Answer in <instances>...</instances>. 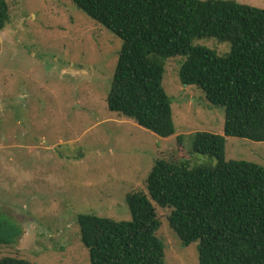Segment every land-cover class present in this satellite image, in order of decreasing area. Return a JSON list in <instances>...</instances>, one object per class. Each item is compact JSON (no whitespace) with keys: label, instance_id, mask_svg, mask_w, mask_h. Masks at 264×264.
<instances>
[{"label":"rangeland","instance_id":"1","mask_svg":"<svg viewBox=\"0 0 264 264\" xmlns=\"http://www.w3.org/2000/svg\"><path fill=\"white\" fill-rule=\"evenodd\" d=\"M0 30V216L22 234L0 244V257L33 264H90L77 215L129 220L126 194L147 193L157 158L188 159L190 167L216 158L189 153L192 133L223 134L224 113L202 89L183 85L185 57L164 59L162 86L175 132L161 137L108 109L106 96L121 40L70 0H5ZM264 8V0H235ZM221 55L229 45L195 39ZM182 135V147L177 136ZM224 159L264 165V141L224 136ZM155 206L166 264H198L197 242L183 245L168 224L169 208Z\"/></svg>","mask_w":264,"mask_h":264},{"label":"trees","instance_id":"2","mask_svg":"<svg viewBox=\"0 0 264 264\" xmlns=\"http://www.w3.org/2000/svg\"><path fill=\"white\" fill-rule=\"evenodd\" d=\"M121 40L106 96L109 110L161 136L175 132L162 86L164 59L185 57L183 85H196L223 108V134L192 133L189 153L216 158L190 167L188 159L157 158L143 191L126 194L129 220L77 215L90 264H166L155 206L169 208L168 224L183 245L197 242L198 264H264V165L224 159L225 137L264 141V8L235 0H70ZM8 5L0 0V30ZM229 45L219 55L193 40ZM182 135L177 144L182 147ZM22 234L0 216V244ZM0 264H33L5 255Z\"/></svg>","mask_w":264,"mask_h":264}]
</instances>
